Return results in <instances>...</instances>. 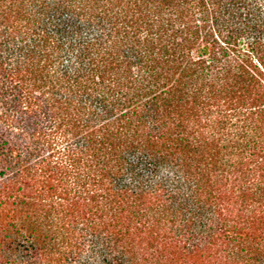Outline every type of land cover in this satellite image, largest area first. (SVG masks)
I'll return each instance as SVG.
<instances>
[{"label": "trees", "instance_id": "trees-1", "mask_svg": "<svg viewBox=\"0 0 264 264\" xmlns=\"http://www.w3.org/2000/svg\"><path fill=\"white\" fill-rule=\"evenodd\" d=\"M0 264H264V0H0Z\"/></svg>", "mask_w": 264, "mask_h": 264}]
</instances>
